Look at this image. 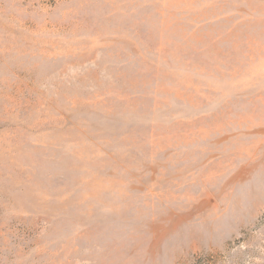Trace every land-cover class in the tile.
<instances>
[{"label":"rangeland","instance_id":"rangeland-1","mask_svg":"<svg viewBox=\"0 0 264 264\" xmlns=\"http://www.w3.org/2000/svg\"><path fill=\"white\" fill-rule=\"evenodd\" d=\"M0 264H264V0H0Z\"/></svg>","mask_w":264,"mask_h":264}]
</instances>
